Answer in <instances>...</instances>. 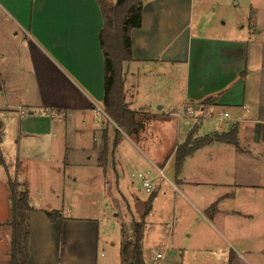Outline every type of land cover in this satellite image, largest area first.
I'll list each match as a JSON object with an SVG mask.
<instances>
[{
  "label": "crops",
  "instance_id": "obj_1",
  "mask_svg": "<svg viewBox=\"0 0 264 264\" xmlns=\"http://www.w3.org/2000/svg\"><path fill=\"white\" fill-rule=\"evenodd\" d=\"M142 2L141 25L131 30L133 60L124 64L125 100L135 111L137 121V131L127 134L114 124V133L109 132L112 120L103 106L106 68L99 41L103 16L97 0H0V99L4 98L0 111L18 112L22 117L26 114L25 106L31 109L30 115L42 107L56 112L59 123L65 122V126L55 123L53 127L20 131L24 141L41 137L49 154H17V162L23 165L28 159L52 162L57 158L64 161L65 170L93 159L92 163L96 162L104 175L110 162L114 171L118 173L120 169L124 173L130 164L121 152L125 140L138 153L132 136L145 140L146 133L152 132L149 128L170 123L177 141L182 137V142L176 141L167 156L151 158L142 150L145 156H141L159 175L164 174V167H171L168 181L176 196L174 201L176 205L179 201L185 204L181 208L184 214L192 213H187L189 225L196 222L194 232L187 234L192 240L200 229L223 230V238L207 239L196 249L204 251L218 244L221 260L227 259V264H264V47L245 39L207 36L198 30L200 23L195 32L194 21L202 19L201 5L208 3L205 0ZM9 19L23 33L4 28ZM260 48L261 56L254 58ZM248 66L256 70L248 73ZM184 68L186 76L180 95L168 94L175 92L174 81L168 77ZM248 81L251 83L247 88ZM165 82L166 96L153 95L157 86ZM24 95L27 98H22ZM187 107L190 113L184 112ZM217 110L230 116L222 121L218 116L208 119L228 122L229 127L199 132L206 114ZM181 113L184 116L179 118ZM209 126L207 123L204 127ZM232 129L237 130L236 142L230 141L234 135L228 136V140L214 138L188 154L177 168V147L188 141L191 132L195 140ZM105 141L111 150L106 167H102L99 152ZM29 148L34 146L30 144ZM32 207L30 233L36 264H63L64 258L66 264H107L95 253H82L78 238L69 240L72 246L63 241L66 222L72 226L85 219L68 220L62 208L61 217L52 221L46 215L51 210ZM33 219H38L47 231L44 242L36 237ZM69 246V257L63 258ZM43 249L48 253L41 254ZM0 253V264H8L10 256L5 245Z\"/></svg>",
  "mask_w": 264,
  "mask_h": 264
},
{
  "label": "rangeland",
  "instance_id": "obj_2",
  "mask_svg": "<svg viewBox=\"0 0 264 264\" xmlns=\"http://www.w3.org/2000/svg\"><path fill=\"white\" fill-rule=\"evenodd\" d=\"M205 1L208 3L201 5L202 19L194 21L195 32L200 23L201 27L198 30L207 36L223 37L229 40L245 39L249 43L253 41L255 44L263 45L260 47H264V0ZM4 28L12 32L17 30L23 33L22 29H19L10 19ZM262 52L261 48L258 49V53L253 57L258 59ZM223 55L225 56L224 52ZM255 65L256 63H253V66ZM250 68L252 66L247 67L248 73L253 69L256 70L255 67ZM145 75L141 76V80ZM185 76L184 68L168 77L170 81H174L175 91L168 94L180 95ZM150 80L151 78L148 82ZM250 83L248 81L247 88ZM166 84L167 82L159 84L158 90L153 95L166 96V88L163 87ZM29 96L34 98V95ZM22 98H27V96L24 95ZM0 100L3 102L4 98ZM24 111L26 114L22 117L18 112L0 111V150L3 152L1 153L3 165L0 163V237L3 240L0 241V250L5 245L10 251L11 225L9 221L12 204L8 180L16 178L27 184L30 196L33 197L32 206L55 211L59 218L62 215L59 210L63 208L68 220L69 218L85 219L82 224L72 226L67 221L62 234L63 241L69 245L71 238H78V246L81 247L82 253H89V255L95 253L97 258L107 264H122L121 249L126 242L135 241L136 223L142 226L141 245L147 264H153L158 253L163 255L161 264H227V259L221 260L222 254L218 244L204 251L196 249V246L200 247L201 243L207 239H216L219 236L223 238L220 233L222 229L211 228L204 232L200 229L197 238L192 240V237L187 234L194 232L196 222L193 221L189 225L187 213H192L184 214L181 208L185 204L179 201L176 205L174 201L176 196L173 195L170 189L171 184L168 181L172 175L171 167H164V174L159 175L158 170L152 167L146 158L144 159L145 155L141 152V150L144 151L151 158L169 155L177 141L175 129L170 123H159L154 128H149L148 131L152 132L146 133L147 139L145 140L140 139L139 136H132L140 149L136 147L138 153L135 152V147L129 140H125L121 152L127 160H130V164L125 168L124 173L120 169L117 173L110 162L104 175L100 166L96 162L92 163L93 159L91 161L87 159L84 165L67 166L65 170L63 169V166H66L64 161L61 162L57 158L52 162H45V159H28L23 161V165L17 162L18 155L29 154L28 152L31 151L34 156H37L38 152H41L42 156L49 154L43 148L44 140L41 137L35 136L29 141H24L26 138L20 134V131H25L27 128L39 130L44 127H53L55 123L65 126V122L59 123L56 112H53L55 114L53 117V113L46 108L36 109L34 115L29 114L31 109H27L26 106ZM219 112H224V110L206 114L207 119L199 126V132L204 133L203 129L221 131L229 127L228 122L218 123L208 119V116L216 118ZM159 117L163 118V115ZM99 118V128L102 129L101 116ZM110 119L112 122L109 123V132L114 133V125L118 126L112 118ZM207 123H210V126L204 127ZM101 134L100 131L97 135L101 136ZM92 136L90 139L93 138ZM181 139L177 142H182ZM100 140L101 137H99L98 144ZM26 142H30L29 145H33L34 148H29ZM98 151L100 150L97 149ZM63 171H65L64 179ZM140 173L152 178V192H147L142 186L141 178L138 176ZM150 198L153 199L152 207L148 214H145ZM34 222L36 237H41L44 242L47 231L38 219ZM185 227H189V231H185ZM70 246L63 252V258L65 255L69 257ZM45 253L48 252L41 250V254ZM63 262L66 264V258Z\"/></svg>",
  "mask_w": 264,
  "mask_h": 264
},
{
  "label": "trees",
  "instance_id": "obj_3",
  "mask_svg": "<svg viewBox=\"0 0 264 264\" xmlns=\"http://www.w3.org/2000/svg\"><path fill=\"white\" fill-rule=\"evenodd\" d=\"M143 0H97L102 14L103 25L99 32V41L104 56L105 64V95L103 106L105 112L112 118L119 129L127 134L137 131L135 111L129 108L125 100V76L124 64L133 60L131 30L141 25ZM119 130V131H120ZM237 130L232 129L228 133L206 136L192 140V132L186 141L176 150V164L180 167L184 158L197 148L210 143L214 138L228 140V136L234 135L230 141L236 142ZM118 140L114 144L117 145ZM107 142L99 154V163L102 167L107 165ZM0 163L3 165V156L0 151ZM11 195L10 225L11 242L8 264H36L30 233V213L33 210L29 188L25 182L16 178L8 180ZM23 187V188H20ZM154 196V195H153ZM152 196V198H153ZM152 198L148 202L145 214L152 207ZM46 215L55 221L58 215L55 211H47ZM136 239L125 243L121 249L122 264H147L142 252V226L135 224Z\"/></svg>",
  "mask_w": 264,
  "mask_h": 264
},
{
  "label": "built area",
  "instance_id": "obj_4",
  "mask_svg": "<svg viewBox=\"0 0 264 264\" xmlns=\"http://www.w3.org/2000/svg\"><path fill=\"white\" fill-rule=\"evenodd\" d=\"M96 111H101L100 108H97ZM184 112L186 113H190V108L187 107L186 110H184ZM183 112V113H184ZM181 113L179 115V118H182L184 116V114ZM186 115V114H185ZM229 113L228 112H223V113H220L219 116H218V119L219 121H222L225 117H229ZM138 176L141 178V182H142V186L145 188V190L147 192H152V188H153V184H152V179L149 178L146 174H138ZM163 259V255L161 253H158L155 257V261L153 264H161L160 261Z\"/></svg>",
  "mask_w": 264,
  "mask_h": 264
}]
</instances>
